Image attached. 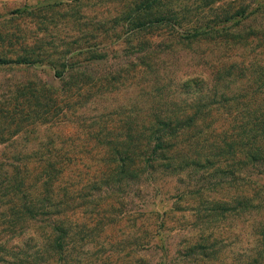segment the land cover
Masks as SVG:
<instances>
[{"label": "trees", "instance_id": "trees-1", "mask_svg": "<svg viewBox=\"0 0 264 264\" xmlns=\"http://www.w3.org/2000/svg\"><path fill=\"white\" fill-rule=\"evenodd\" d=\"M166 1L122 0L114 22L131 36L163 27L172 30L179 45L192 47L205 41L233 49L258 43V54L264 51V28L234 31L260 11H249L252 4L245 0L240 6L235 0L223 4V0H173L172 6ZM258 3L264 9V2ZM53 6L36 9L44 12ZM36 9L28 6L15 13L32 16ZM48 38H19L0 30V69L32 70L46 64L54 78L52 82L18 83L0 95V264H88L81 255L85 246L88 250L83 249V255L91 254L85 241L97 228L126 216L143 234L131 244L144 250L158 246L169 212L158 215L164 217L160 224L142 220L150 195L145 185L157 190L154 184L159 175L181 170H190L188 177H197L198 185L196 190L182 192L180 198L200 195L195 210L204 212L209 223L227 219L229 213L256 217L257 244L237 264H264V62L257 57L248 62L243 55L242 61L232 62L218 74L224 85L214 93H203L201 87L191 103L175 105L177 110L151 108L152 113L143 118L133 111V116H120L115 124L101 114L84 118L90 120L85 131L64 139L43 133L41 127L64 123L67 118L70 123V117L82 119L78 112L83 107L88 110L97 94L101 105L108 104L105 93L117 76L109 73L97 79L78 59L86 53L90 54L87 62L105 59L108 54L101 51V43L94 48L90 41L79 44V53H74L78 49L74 43L64 40L60 49L55 37ZM8 42L20 45V51L14 55L6 51ZM235 76L247 82L242 97L232 91ZM201 83V78L188 79L184 88H198ZM224 112L232 117L229 130L212 134L217 115ZM78 140L85 145L81 151ZM80 153L84 154L81 158ZM80 160L86 173L79 180L73 167ZM213 179L220 181L214 185L238 194L208 201L210 195L205 192ZM84 215L89 218L82 221ZM211 238L204 231L197 244L185 248L183 261L198 253L213 254ZM161 248L166 250L164 245ZM116 254L102 255L98 263L118 264Z\"/></svg>", "mask_w": 264, "mask_h": 264}, {"label": "rangeland", "instance_id": "rangeland-1", "mask_svg": "<svg viewBox=\"0 0 264 264\" xmlns=\"http://www.w3.org/2000/svg\"><path fill=\"white\" fill-rule=\"evenodd\" d=\"M231 1L233 0H223L220 3ZM235 1V4L240 6L243 0ZM259 1L264 2V0H245L249 6L252 4L249 11L254 9H260V11L238 27H234V31L264 28V14L261 13L264 9H261ZM121 3L122 0H0V30L4 34L14 33L19 38L30 39H35L37 36L44 39L55 37L60 49H64L61 46L64 40L74 43V47H78L77 52L73 51L74 53H79V44L90 41L91 48H94L101 43L100 46L104 47L101 51L108 54L105 59L87 62L90 58L88 53L78 59H81L79 60L82 61L81 65H84V68L88 67L95 77H98L97 79L109 73H115L117 76L115 80L113 79L107 94L105 93L108 104L101 105L100 96L97 94L93 99L94 103L89 102L88 110H83V107L78 112L82 115V119L70 117V123L67 118L64 123H56L50 125L51 127L48 125L47 128L43 126L41 127L43 133L62 135L64 139H68L66 135L75 137L83 133L87 124L90 123V120L85 122L84 118H91L94 115H105L104 120L115 124L120 120V116H133L134 114L131 115L133 111L135 115L143 118L152 113L151 108L155 111L162 110V112L177 110L175 105L191 103L196 98L195 95L200 94L197 91L199 92L201 87L206 94L210 90L214 93L216 88L221 89L224 83H219L218 74L225 72L232 62L242 61L243 55L248 62L255 60V57L264 62V51L258 54V43L230 49L226 45L215 46L202 41L188 47L176 43L172 30L163 27L131 36V33L121 26L122 24L114 22V18L121 10ZM166 3L172 6L173 0H167ZM48 4L56 6L45 9L44 12L36 9ZM28 6L36 9L34 15L20 17L15 13ZM207 11H209L208 8ZM80 37L85 38L76 43ZM16 42L15 40L14 43ZM6 46L8 47L6 51L10 50L11 54L21 49L20 45L12 46L9 42ZM225 77L229 78L228 75ZM194 78L202 79L201 86L184 88L185 82ZM226 80L225 82L228 83L229 79ZM33 81L52 82L54 81L53 73L46 64L32 70L17 67L0 69V95L8 89L15 88L18 83L25 84ZM56 83H59L58 80ZM246 86L247 82L244 78L235 76L231 87L233 92L242 97L245 95L243 89ZM228 93L231 94V91ZM241 101L243 99L240 98L239 102ZM232 113L235 115L236 111ZM216 118L212 134L229 130L232 122L229 112H224L222 116L217 115ZM5 146L6 144L1 147ZM78 146L77 150L81 151L83 148L80 147H85L84 142L78 140ZM79 155L81 158L84 154ZM79 162L73 168L80 176V180L85 178L86 166L82 160ZM189 171L181 170L172 174L159 175L154 184L157 190L154 191H152L153 186L145 185L146 193L150 195L148 196L149 206L142 220L147 219L150 223L160 224L164 217L159 218L158 215L164 216V212H169L165 216L166 227L157 238L158 246L144 250L137 243L131 244L138 237H143V234L133 228L134 224L126 216L114 222H107L103 228H97L93 236L85 241L91 250V254L87 255L89 259L83 255L87 253L88 247L83 248L85 253L83 249L81 250L84 261L88 264H99L98 260L102 255L108 257L115 252L117 253L115 260L118 264H196L197 260L202 261L201 264H237L242 259L241 255L257 244L256 217H251L249 214L238 216L229 213L227 219H217L209 223L204 212L198 213L195 210V207L199 206L200 195L192 196L191 198L195 197L194 201L187 197L180 198L182 192L189 189L196 190L198 185L197 177L192 179L188 177ZM262 182L264 183V180ZM216 183L220 181L213 179L212 185L208 186L209 190L205 192L210 195L207 196L210 197L208 201L238 194V192L234 193L235 190L229 194L228 191L221 189V185H214ZM85 209L86 207L81 208L79 214L81 217ZM84 217L82 221L89 218L87 215ZM108 218L112 220V215H108ZM204 231L206 235L212 236L211 243H214L215 252L207 257L198 253L184 262L185 248L197 244ZM162 245L166 247V250L161 248ZM105 251L106 253L103 254Z\"/></svg>", "mask_w": 264, "mask_h": 264}]
</instances>
